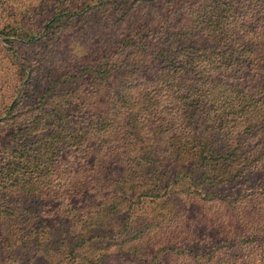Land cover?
I'll return each instance as SVG.
<instances>
[{
    "label": "trees",
    "instance_id": "trees-1",
    "mask_svg": "<svg viewBox=\"0 0 264 264\" xmlns=\"http://www.w3.org/2000/svg\"><path fill=\"white\" fill-rule=\"evenodd\" d=\"M0 264H264V0H0Z\"/></svg>",
    "mask_w": 264,
    "mask_h": 264
},
{
    "label": "rangeland",
    "instance_id": "rangeland-1",
    "mask_svg": "<svg viewBox=\"0 0 264 264\" xmlns=\"http://www.w3.org/2000/svg\"><path fill=\"white\" fill-rule=\"evenodd\" d=\"M63 50L64 47L57 46L54 50L47 54L45 61H47L48 64L53 65V67H57L58 65L63 64L62 61L64 60L65 56H67L65 51Z\"/></svg>",
    "mask_w": 264,
    "mask_h": 264
}]
</instances>
